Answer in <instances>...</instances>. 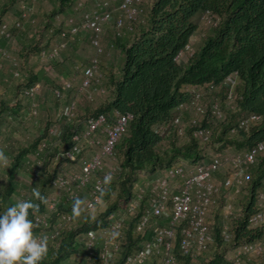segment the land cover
Returning <instances> with one entry per match:
<instances>
[{
	"label": "trees",
	"instance_id": "trees-1",
	"mask_svg": "<svg viewBox=\"0 0 264 264\" xmlns=\"http://www.w3.org/2000/svg\"><path fill=\"white\" fill-rule=\"evenodd\" d=\"M19 1L7 0L1 5L0 25L7 22L4 16L9 7L14 3L18 4ZM57 2V6L47 12L51 19L46 21L45 29L53 27L54 19L60 18L61 13L68 11L75 0H57ZM148 3L149 6L145 7L147 16L142 24L129 29L126 38L119 37L115 40L123 58L122 64L115 69L113 65L107 69L99 65L104 73L102 85L107 82L111 90L110 96L92 111L85 110L83 114L76 111L77 115L73 121L67 122L65 117L60 115L65 119V123L61 124L57 132L58 142L52 146L47 143L43 147L44 152L40 151L44 165L41 167L43 177L36 183L34 192L38 210H29V219L32 221L34 213L45 209V197L50 192L49 185L57 170V164L52 163V158L70 146L77 119L112 112L132 115L125 133L115 146L119 173L110 184L109 194H114L113 198L110 199V195L106 194L105 208L99 209L96 216H92L89 211H79L61 230L60 235L48 243V253L40 264H65L74 261L77 253L85 254L83 239L87 231L105 226L119 210L127 206L134 193V181L139 179L138 171H155L158 167L180 163L176 162L178 158L196 161L203 157L205 147H202L199 140L193 136L191 128L186 132L187 142L181 145L176 142L178 134L175 127L171 126L172 132L169 131L172 133L171 136L169 132L160 134L156 130V126L160 123L172 120L177 105L189 97L193 89L205 88L210 83H220L225 76L236 71L237 82L234 87L236 106L231 110L223 106L224 118L218 119L211 113V103H208L206 98L220 92L224 99L226 88L221 86L214 92H205L207 110L198 117L200 124L208 130V137L203 141L218 151L230 145L243 151L264 138V0H149ZM206 12L212 16L216 24L202 22L201 15ZM20 14L21 9L17 17H20ZM69 16L72 14L66 15L59 24H54L55 33L51 34L54 36L64 29L67 42L72 40L71 43L77 45V34L82 29L70 32L67 29ZM21 20L23 27L25 24L36 23L23 18ZM205 25H208L210 30L199 32L202 33L201 41L195 46L193 54L185 61L177 62L175 59L177 53L190 41L191 36L198 29L201 31ZM12 28L22 29L15 27L13 23L9 24L10 36H12ZM33 30L37 32V26ZM46 42L41 43L39 39L34 38L29 44L23 43L21 56L26 60L34 52L39 56L40 51L48 49L44 47ZM107 71L111 73L109 77L106 76ZM27 75L28 79L24 81V85H19V89L35 84L33 81L37 77L36 74L31 72ZM59 82L61 84L56 88L62 93L64 90H69L63 88L62 82ZM86 91L88 95L90 89ZM13 100L14 102L0 101V115L6 108L20 107L19 94ZM71 100L65 106H68ZM250 112L261 115L260 123L254 124L247 131L238 130L236 134H232L230 129L237 117ZM49 125L50 123L45 127L43 134L17 147L6 167L5 179L0 186V204L20 189L19 174L27 167L28 155L32 152L36 153L39 144L50 134ZM163 138H167V141L161 145ZM52 166L54 168L50 169ZM250 166L246 199L242 204L240 215L233 219L229 227L233 235L230 242L236 245L244 241L264 238V223L253 227L248 222L250 214L258 207L257 194L264 188V155H259ZM36 193H39V196ZM64 208V205L60 204L58 211ZM137 214L139 212L133 213L124 221L125 224L127 222L124 225L126 245L114 264H122L135 244L144 238L133 231V217ZM52 216L55 218L56 213ZM210 225L214 236L212 250L201 254L200 264H230L231 261L223 252L225 244L229 242L223 239L221 226L212 225L211 222ZM34 226L33 224V232L41 229ZM182 227V224L175 226L174 251L182 264H190V256L179 245ZM258 257L254 264H264V252Z\"/></svg>",
	"mask_w": 264,
	"mask_h": 264
},
{
	"label": "built area",
	"instance_id": "built-area-1",
	"mask_svg": "<svg viewBox=\"0 0 264 264\" xmlns=\"http://www.w3.org/2000/svg\"><path fill=\"white\" fill-rule=\"evenodd\" d=\"M144 0H121L119 9L125 14L124 18L135 21L143 11L140 6ZM96 5L100 3H95ZM18 5L21 9L20 17L13 20V25L18 28L23 27L21 18L31 23L35 22L33 17L34 9L32 2L20 0ZM80 5V4H79ZM78 8V6H74ZM111 18V11L102 9L94 14L85 10L77 20L74 16L67 18L68 30L77 32L81 29L90 32V43L95 52H102L100 37L103 32V23ZM204 23H214L212 16L207 12L201 15ZM139 21V20H138ZM59 24V22L57 23ZM123 18L115 20L117 34L123 28ZM132 26H130V29ZM47 34L55 33V26L45 29ZM57 38V46L42 50L39 56L42 59L58 58L60 51L67 47L65 39L66 31L62 29L54 34ZM0 37L9 38V24L3 22L0 25ZM51 49V50H49ZM49 50V51H48ZM195 51L193 38L190 39L185 47L181 49L175 59L183 62ZM10 58V54L0 50V69L3 66L2 59ZM15 69L14 76L18 77V61L10 58ZM81 72V87L90 89L89 97L95 91H104L101 88L104 73L100 69L97 58H92L85 65H77ZM59 79V78H58ZM60 81V80H59ZM65 89H70L72 83L61 80ZM237 82V72L225 76L220 83H210L205 88H195L192 94L181 101L176 113L170 122L157 125V132L163 134L169 127H175L178 135L182 136L191 128L195 138L205 139L208 130L200 124L199 116L205 114L207 103H205V92H214L221 86L226 88L224 99L220 103L217 99L211 101L210 111L218 119L225 117L226 109H234L235 91ZM38 85L33 84L24 86L21 89L22 96L34 97L37 93ZM55 96L62 94L59 88H54ZM77 102L72 99L68 106L61 110L60 115L65 117L67 122L73 121L77 115ZM188 110L190 116L186 121L183 120L181 112ZM37 108L33 105L29 114L35 115ZM129 113L112 112L110 114L99 113L88 116L83 121L82 129L78 126L79 122L74 123V130L71 136L70 146L63 152L57 153L52 158V163L57 164V170L50 182V192L45 197V209L33 215V224L41 229L34 234L43 239L48 238V243L60 235L61 230L69 224L79 211L92 212L101 206L108 192L110 184L115 180L119 173V166L116 154V144L125 132L131 119ZM262 117L255 112L241 114L237 117L230 132L236 134L238 130H249L254 124L260 123ZM46 141L39 144L36 155H39ZM264 155V138L256 141L243 151H227L224 156L220 153L204 155L196 160L192 165L185 163H174L164 167V173H157L147 178L142 184L140 179L134 181V193L130 197L127 206L119 210L104 226V238L99 245L97 230L89 229L83 239V249L86 258L83 260L75 259L65 264H111L116 256L121 255V251L126 245L125 217L126 213L131 217L133 213H138L133 217V231L142 235L140 244L132 249L124 259L122 264H147L156 253L162 252L161 264H176L174 253L175 226L182 224L180 248L190 256V264H200V256L209 250L214 242L209 218L213 208L218 203V196L225 189L233 188L236 193L240 192L249 181L250 175L247 168L253 164L259 155ZM64 159L67 163L78 164L79 168L67 172L59 160ZM225 163L230 165V171L220 180L216 179V174L223 169ZM42 167V166H39ZM111 175V179L106 182L105 178ZM28 182V188L34 179L35 173ZM83 192L85 193L83 196ZM24 193L20 194V197ZM82 197V200H81ZM63 204L66 210L58 211V206ZM14 204H11L12 206ZM9 206V207H10ZM257 209L248 218L250 226L257 227L264 223V188L257 194ZM224 215L233 219L238 217L241 209L237 211L231 201L223 205ZM56 213L55 218L53 214ZM165 220V225L154 223V220ZM51 220L52 223H51ZM150 232L151 237L146 239L145 235ZM221 234L225 242H230L233 235L229 231L227 224L221 226ZM264 252V238L255 241H244L236 245L235 252L230 264H245L251 256H260Z\"/></svg>",
	"mask_w": 264,
	"mask_h": 264
},
{
	"label": "rangeland",
	"instance_id": "rangeland-1",
	"mask_svg": "<svg viewBox=\"0 0 264 264\" xmlns=\"http://www.w3.org/2000/svg\"><path fill=\"white\" fill-rule=\"evenodd\" d=\"M6 1L7 0H1L0 7ZM25 1L29 0H24V2ZM120 1L121 0H75V3L71 5L72 7L70 6L68 11L61 13L60 18H55L52 24L53 26H55L54 24H57L59 21L62 22L66 15L72 14V16L79 20L82 16L83 11L85 10H89L94 14H97L102 9H108L109 11H111V18L107 22L103 23V34L100 37L102 52L100 53L95 52V49L90 43V32L88 30L82 29L79 34H77L78 44L74 45L73 43H71V40V42L68 43L67 47L60 51L58 58L42 59L35 52L30 54L27 60L26 58H23L21 56L20 53L23 43L29 44L34 38H36L37 40L39 39L41 43L47 41L44 46L45 48H52L57 46L55 44L57 42L56 36H53L52 34L48 35L44 27L47 23L46 21H50L51 19L48 17L47 12L54 6H57V0H30V2H32L34 8L36 9L33 10V17L35 18L36 22L35 25L38 28L37 32H34L33 30L36 27L35 25L25 24L22 29L12 28V36H10L9 38L0 37V50H6L10 54V58L13 57L17 59V67L20 72V75L18 77L14 76L13 71L15 67L12 64L11 59H2L3 66L0 69V101L4 100L6 102H14L13 99L19 94L18 106H20L13 109L6 108L4 112H2L0 115V150H3L5 152V154L9 158V161L11 160V157L13 156L14 152L16 151L19 145H25L37 136L43 134L45 127L48 125V123H50V128L48 130L50 134L46 136L44 141H46L50 146H52V144H54L55 142H58L57 132L61 124L65 123V119L60 116V109L64 108V106L67 105L70 99L76 100V110L80 114H83L85 110L92 111L95 107H97L101 102H103L106 98L110 96L111 90L109 89L106 81L105 84L101 85V88H103L104 91H100L99 89V91L97 90L93 93L92 97L86 95V89H83L81 87V72L76 67L77 65L81 66L87 64L92 58H97L99 61V65H101V67L105 69L109 68L111 65H113V68L115 69V67L117 68L120 65L121 54L115 44V40L119 37L126 38L130 31L129 26L135 27L137 24H142L141 22H143L147 16L145 5L143 4H147V1L149 0H144L145 2L140 5L143 8V11L141 12V14H139L138 19L135 21L128 20L129 22L125 21L126 18H124V12L118 7ZM97 2L100 4L96 5L95 3ZM36 5H38V10L36 8ZM74 6H78V8H73ZM19 10V5L17 3H14L9 7L7 13L4 16V19L9 24H12L13 20L19 15ZM117 18H123L124 26L120 30L121 35L117 34V29L115 27V20ZM209 30L210 27L208 25H205L203 26L200 32H207ZM201 34L202 33H200L199 36L200 39ZM31 72H33L37 76L33 82L38 85V90L34 97H25L22 96L20 92L21 87L19 89V85L25 84L24 81L28 79L27 74ZM110 75L111 73L107 71L106 76L109 77ZM59 80L70 81L72 83V88L69 90H64L61 96L56 97L53 93V89L58 87L59 84H61ZM106 80H108V78ZM219 93L220 92H216L214 95L211 94L209 97L206 98L207 102L210 103L214 99H217V101L222 102L223 96ZM33 105L37 108V113L35 115L29 114ZM176 113H178L177 110ZM181 116L183 117V120L186 121L190 116V112L188 110H185L181 112ZM85 118L83 117L77 119V122H79L78 126L81 129L83 127V121ZM169 131L172 132V127L166 129V133H168ZM171 132L168 133L170 136L172 135ZM187 134L188 133H185L182 136L178 135L176 140L177 144L181 145L187 142ZM197 139L201 143L202 147H205L203 156L214 153H220L224 156V153H227V151H239V149H236L234 146L231 145L226 146L220 151H218L212 146L210 147L208 144H205L203 138ZM166 141L167 138H163L161 140V145H164ZM41 152L40 155H36L35 152L34 154L32 152L28 155L29 162H27V167H25V169H23L22 172L19 174L20 187L19 185L18 187L21 190L18 189L13 195L8 198L7 201H2V203L0 204V212L6 211L11 204H15L21 200H30L34 204L36 203V198L34 195V192L36 190V183L43 177L42 169L41 167H39L44 166L42 165L43 157L41 156ZM176 162L185 163L186 165H192L195 161L178 158ZM59 163L60 165H62L63 168H65L67 172L77 170L79 168L78 164L67 163L64 159H60ZM51 168L54 167L52 166L50 167V169ZM5 171L6 167H0V186L2 185L5 179ZM229 171L230 165L228 163H225L223 169L217 172L216 179L220 180L221 177L225 176L227 173H229ZM250 171L251 166L247 168L248 174ZM35 173L37 174V179H34V181L32 182L31 186L34 189L31 190L28 188V182L33 179L32 177H34ZM157 173H164V167H158L155 171H138V177L140 179L139 184H142L147 178H150L153 175H156ZM248 182L246 186L243 187L238 193H236L233 188L225 189L221 192L217 199L218 203L213 208L211 216L209 218V222H211L212 225L218 224L219 226H222L224 224H227L228 227L232 225L233 218L224 215L223 205L225 202L231 201L237 211H239V208L242 209V204L247 196ZM110 187L108 189L107 195H110V199H112L114 194H109ZM21 193H24V196L20 197ZM84 194L85 193L83 192V196ZM105 205V202H103V204L99 206L96 210L89 213L92 216H96L98 210L104 209ZM64 207L65 208L63 210H66L67 207L65 205ZM124 217L126 218L125 220H128L127 218H129L126 213L124 214ZM99 222L102 223V221L100 220ZM154 223L165 225L166 221L157 219L154 220ZM104 229V226L96 229L99 239V245L105 235ZM150 237L151 234L150 232H148L145 235V238L148 239ZM140 241L135 244L133 249L140 244ZM235 248L236 244H233L231 242L225 244L223 252L228 260H231L235 252ZM211 250L212 245L210 246L207 252H211ZM76 256V258H74L73 260L77 258L78 260H84L86 258L85 254L81 252L77 253ZM120 256H116L111 262V264H114L120 258ZM258 258V256L253 255L250 259L246 260L245 264H254V262ZM161 260L162 252L160 250L147 264H161ZM176 260V264H182V261L179 260L177 256Z\"/></svg>",
	"mask_w": 264,
	"mask_h": 264
},
{
	"label": "clouds",
	"instance_id": "clouds-1",
	"mask_svg": "<svg viewBox=\"0 0 264 264\" xmlns=\"http://www.w3.org/2000/svg\"><path fill=\"white\" fill-rule=\"evenodd\" d=\"M8 156L0 150V167H7ZM111 175L106 176V182ZM39 196V193H36ZM38 210L30 200H21L0 212V264H40L48 253V238L37 237L29 210Z\"/></svg>",
	"mask_w": 264,
	"mask_h": 264
},
{
	"label": "crops",
	"instance_id": "crops-1",
	"mask_svg": "<svg viewBox=\"0 0 264 264\" xmlns=\"http://www.w3.org/2000/svg\"><path fill=\"white\" fill-rule=\"evenodd\" d=\"M152 1V0H151ZM145 2V1H144ZM148 2V1H147ZM143 4V3H142ZM143 5H145V7L147 6H149V3L146 5V3H144ZM36 8H37V10H38V5H36ZM34 10H36L35 8H34ZM125 21H128V19H125ZM129 22V21H128ZM132 28H133V26H132ZM129 29H130V26H129ZM200 30L198 29L194 34H193V36H191V38H193V41L195 42V46H197L198 44H199V42L201 41V39L199 38V36H200ZM103 34V33H102ZM109 35V34H108ZM122 62H123V58H122V56H121V60H120V64H122Z\"/></svg>",
	"mask_w": 264,
	"mask_h": 264
},
{
	"label": "bare ground",
	"instance_id": "bare-ground-1",
	"mask_svg": "<svg viewBox=\"0 0 264 264\" xmlns=\"http://www.w3.org/2000/svg\"><path fill=\"white\" fill-rule=\"evenodd\" d=\"M60 164V163H59ZM222 178V177H221ZM218 180V179H217ZM35 227V226H34ZM99 230V229H98ZM102 235V234H101ZM104 238V237H103ZM99 240V239H98ZM124 251V250H123ZM76 252V251H75ZM70 259V258H69Z\"/></svg>",
	"mask_w": 264,
	"mask_h": 264
}]
</instances>
